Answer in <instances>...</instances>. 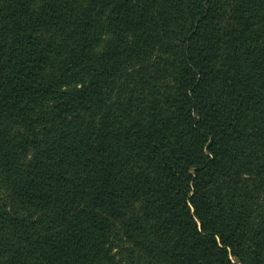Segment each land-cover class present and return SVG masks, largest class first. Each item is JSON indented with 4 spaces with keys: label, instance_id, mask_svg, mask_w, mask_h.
<instances>
[{
    "label": "trees",
    "instance_id": "obj_1",
    "mask_svg": "<svg viewBox=\"0 0 264 264\" xmlns=\"http://www.w3.org/2000/svg\"><path fill=\"white\" fill-rule=\"evenodd\" d=\"M229 260L264 264V0H0V264Z\"/></svg>",
    "mask_w": 264,
    "mask_h": 264
},
{
    "label": "snow or ice",
    "instance_id": "obj_2",
    "mask_svg": "<svg viewBox=\"0 0 264 264\" xmlns=\"http://www.w3.org/2000/svg\"><path fill=\"white\" fill-rule=\"evenodd\" d=\"M194 198H195V197H194V195H193V200H194ZM193 214H198V213L196 212V209H193ZM217 239H219V238H217ZM220 250H224L223 244L220 245ZM228 264H233V262H232L231 260H229Z\"/></svg>",
    "mask_w": 264,
    "mask_h": 264
}]
</instances>
